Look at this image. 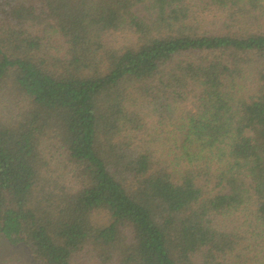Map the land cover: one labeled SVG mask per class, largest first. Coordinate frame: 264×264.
Here are the masks:
<instances>
[{
	"label": "trees",
	"instance_id": "obj_1",
	"mask_svg": "<svg viewBox=\"0 0 264 264\" xmlns=\"http://www.w3.org/2000/svg\"><path fill=\"white\" fill-rule=\"evenodd\" d=\"M1 242L264 264V0H0Z\"/></svg>",
	"mask_w": 264,
	"mask_h": 264
},
{
	"label": "rangeland",
	"instance_id": "obj_2",
	"mask_svg": "<svg viewBox=\"0 0 264 264\" xmlns=\"http://www.w3.org/2000/svg\"><path fill=\"white\" fill-rule=\"evenodd\" d=\"M0 263L32 264L30 251L23 245L14 246L0 243Z\"/></svg>",
	"mask_w": 264,
	"mask_h": 264
}]
</instances>
